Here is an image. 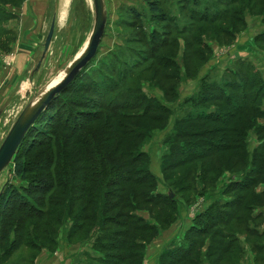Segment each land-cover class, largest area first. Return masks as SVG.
I'll return each instance as SVG.
<instances>
[{
    "label": "rangeland",
    "instance_id": "1",
    "mask_svg": "<svg viewBox=\"0 0 264 264\" xmlns=\"http://www.w3.org/2000/svg\"><path fill=\"white\" fill-rule=\"evenodd\" d=\"M156 1L158 17L151 16L142 0H101L103 31L95 55L81 69L80 77L70 84L74 90L60 94L56 108L47 111L46 118L34 128L38 133L26 137L27 141H34L35 148L22 159L31 161L34 154L43 149L36 143L48 139L54 127L65 118V109L94 115L100 111L104 116L106 112L98 110V104L105 105L110 101L108 106L111 107L134 100L137 108L132 113L139 118L130 124L133 123L135 131L142 134L141 141L145 145L141 150L148 158L146 169L157 189L170 197L167 188L176 193L178 179V183H182L180 187L193 184L196 191L176 193L178 200L185 201L179 210V218L163 211L162 206L139 208L137 215L147 221L156 220V225L161 228L158 236L144 246L142 257L119 264H165L164 255L169 257L176 247L188 244L183 241L188 232L186 227L194 223L204 225L203 218H195L205 213L212 203L213 210L219 213L218 220L222 218L224 225L220 221L207 235L196 239L190 258L182 264H264V251L257 249L264 243V0ZM2 7L10 10L5 8L3 11ZM28 12L40 16L39 40L42 45L51 22L54 28L39 67L36 69L35 60L22 76L20 85L24 84L26 94L22 109L62 77L67 65L85 47L94 23L92 0H0V51L5 66L12 64L14 55L6 45L16 40L23 24L30 23V18L23 23L26 19L21 17L22 13ZM228 85L236 90L239 87V90L235 92ZM93 89L97 94L100 91L104 99L93 95ZM214 89L219 90L221 97L216 96L218 98L198 107L191 103L206 95H219ZM242 92L250 97L257 94V102L240 105L238 97ZM228 100L234 103L233 107L227 106ZM69 103L76 106L69 107ZM236 105L238 111H234ZM57 108L60 114L54 117L55 121L50 120L48 116L54 115L53 110ZM210 111L214 115L207 120L194 119L196 114L187 115L188 112ZM215 120L219 121L213 122ZM77 121L89 125L81 118ZM122 123L126 127H112L111 135L133 129L128 122ZM101 125L96 122L93 127L100 128ZM232 130L236 133H231ZM206 145H211L209 152L213 146L220 148L205 155ZM27 146L22 145L23 153ZM221 148L226 149L220 152ZM180 151L182 158L198 152L204 154L188 159L174 172L165 171L180 158ZM145 163L138 167L144 168ZM34 177L35 174H28L23 180L15 178L11 162L0 173V197L3 198L0 264H34L37 259L38 253L24 245L5 260L12 243L11 226L17 217L11 215L15 201L8 203V199L5 200L8 192H17L37 206L44 200L46 205L48 195L41 198L21 191V187L25 188ZM152 191V188L146 190L147 193ZM194 195L197 198L191 200ZM231 201H237V205L224 208L227 203L230 207ZM63 206L60 209H64ZM254 217H258L257 220H251ZM164 219L174 221L166 228L161 226ZM118 221L123 223L126 219L119 218ZM71 224L65 217L63 238ZM173 227L176 234L179 233L176 241L170 237L175 230ZM248 228L262 237L249 235ZM60 240L63 244L58 248L47 249L45 246L42 250L63 254L64 264H77L86 260V255L99 260L105 258V254L95 250L93 242L82 234L69 241Z\"/></svg>",
    "mask_w": 264,
    "mask_h": 264
},
{
    "label": "trees",
    "instance_id": "2",
    "mask_svg": "<svg viewBox=\"0 0 264 264\" xmlns=\"http://www.w3.org/2000/svg\"><path fill=\"white\" fill-rule=\"evenodd\" d=\"M142 1L146 3L151 16H159L156 0ZM181 2L186 3L187 1L182 0ZM222 32L225 33L227 31L222 30ZM155 44L156 42H154ZM164 62L169 63L166 60ZM79 77L80 72L73 81ZM71 83L55 96L34 126L28 130L11 160L12 174L15 178L23 180L22 178L25 175L35 174L32 181L26 183L27 186L25 188L21 187V191L28 195H40L41 198L47 195L48 197L45 200V206L44 200L37 206L27 201L23 195L17 192H8L9 195H7L8 197L5 200L8 199V203L15 201L13 204H16V207L12 209L11 215L14 214L17 217L11 226L12 243L9 247V253H6L7 258L5 260L9 258V254L17 251L21 246L30 247L37 254L45 246L47 249L56 246V249L63 244L60 239L69 241L78 234H82L89 241H92L94 247L96 246L95 250L102 254L104 253L105 258L102 257L104 259L99 260V258L96 259L86 255V260H80L77 264H112L113 262L114 264H119L130 259L137 260L143 256L144 246L158 236V231L161 228L156 225V220L147 221L137 215L139 208L144 205L151 207L162 206L163 211L171 212L173 217L179 218V210L185 201L178 200L176 193L178 194L181 190L184 192L196 191L193 184L180 187L182 183H178V179H176V183L179 187L176 193L167 188L171 193L170 197L169 195H163L157 189L152 176L148 174L146 169L148 158L141 150L145 145L141 141L143 139L142 134L135 131L133 123L130 124V122L139 118L138 115L132 113L137 108L134 100L126 104H115L118 107L115 105L108 106L110 101L105 105L102 103L98 104V110L101 109V111L106 112L104 116L101 115L100 111H97L98 113L94 115V113L90 112L72 113L65 109V118L54 127L53 131L48 135V139L45 142L39 141V143H36L37 147L43 146V149L37 151L31 161H24L22 158H24L25 154L32 152L35 148L33 146L34 141H27L26 137L31 133H38V130L34 128L39 126L43 119L46 118L45 114L47 111L56 108L60 94L74 90L69 87ZM222 88H225V86ZM228 88L235 92L239 90V87L236 90L232 85H228ZM214 90L219 95H206L196 101H191V103L198 107V105L221 97L219 90ZM91 92L101 99L105 97L100 91L97 94L96 89ZM257 99V94L250 97L243 92L238 97L240 105H243V103L252 105L257 102ZM229 101L226 103L227 106L233 107L234 103L231 101V104ZM68 106L72 107L76 106V104L69 103ZM234 107L237 109L234 111H238L237 105ZM53 111L54 115L48 114L50 120L60 114V109L58 108ZM189 114H196L194 116L196 120H207L214 115L211 111L204 113L188 112L187 115ZM79 118L85 120L86 124L89 125H81L77 121ZM112 121L114 124H110ZM123 121L128 122L129 126L132 125L133 129L127 128L118 132L117 135H111L110 130L112 127L116 129L126 127L122 123ZM217 121L219 120L213 122ZM96 122L102 124L100 128L93 127ZM220 123L222 125L224 123L222 118ZM231 133L235 134L236 130H232ZM41 135L45 136L44 133ZM231 139L234 142V137ZM24 144L28 145V149L23 153L21 147ZM208 147H211V145H206L205 155L220 148L213 146L212 152H209ZM226 148L230 149V147ZM225 149L221 148L220 152ZM203 154V152H198L182 158L183 153L180 151L178 154L180 158L164 170L174 172L176 167L183 165L188 159L199 157ZM143 162H146L144 168L138 167ZM150 188L153 191L147 193L146 190ZM1 197L0 207L2 208L3 198ZM196 198L197 196L194 195L191 200ZM63 203L65 204L64 206L62 205ZM213 205L214 203L209 205L208 209H205V211L207 210L205 213L196 216L195 219L203 218L205 223L204 225L194 223L188 229L187 236L185 235L183 240L188 242L186 247L179 245L169 257L163 256L165 264H182L186 262L194 250V241L203 235H207L210 228L221 221L222 218L218 220L219 213L213 210ZM216 205L218 204L215 203ZM229 205L230 207H227V203L224 208L228 209L233 207V205H237V201L235 203L231 201ZM61 206L64 209H60ZM65 217L69 218L72 224L68 232L66 230L64 239L61 232L64 227ZM119 218L126 219V221L119 223ZM257 218L250 219L255 221ZM173 221L164 219L161 221V226L168 228ZM223 222L221 221L222 225H224ZM247 233L255 236V238L262 237V235H255L249 228ZM147 234L149 235L147 236ZM257 249L264 251V243H261ZM110 252H116V254H111ZM84 260L85 262H83Z\"/></svg>",
    "mask_w": 264,
    "mask_h": 264
},
{
    "label": "crops",
    "instance_id": "3",
    "mask_svg": "<svg viewBox=\"0 0 264 264\" xmlns=\"http://www.w3.org/2000/svg\"><path fill=\"white\" fill-rule=\"evenodd\" d=\"M5 8L2 7V9ZM6 9L10 10L8 8ZM21 17L26 19L23 23H26L28 18H30V23L23 24L24 26L17 33L16 40L6 45V49L12 51L14 54L10 66H5L1 58L3 56L1 54L3 53L0 51V141H2L6 131L22 109L20 108L21 103L24 95L26 96L24 94V84L20 85L22 83V76L28 71L31 65H34L35 60L37 62L39 61L42 53V44L39 40L41 33L40 16L36 12H28L22 13ZM191 226L192 224H189L186 230ZM176 232L177 230L175 228L170 234L171 239L175 241L177 240L176 236L179 234H176ZM62 258L63 254L61 253L50 254L46 250H42L38 253L34 264H64Z\"/></svg>",
    "mask_w": 264,
    "mask_h": 264
},
{
    "label": "water",
    "instance_id": "4",
    "mask_svg": "<svg viewBox=\"0 0 264 264\" xmlns=\"http://www.w3.org/2000/svg\"><path fill=\"white\" fill-rule=\"evenodd\" d=\"M94 10V23L91 34L84 50L75 57L66 67L62 77L46 87L41 94L25 108H23L0 143V173L11 162L14 153L30 128L34 126L40 115L47 109L57 94L62 92L79 74L88 62L94 57L103 31V17L101 0H92ZM53 22L50 23L43 41L42 53L37 62L36 69L43 59L53 33Z\"/></svg>",
    "mask_w": 264,
    "mask_h": 264
},
{
    "label": "bare ground",
    "instance_id": "5",
    "mask_svg": "<svg viewBox=\"0 0 264 264\" xmlns=\"http://www.w3.org/2000/svg\"><path fill=\"white\" fill-rule=\"evenodd\" d=\"M85 46H86V45H85ZM83 50H84V48H83ZM83 50H82V51H83ZM82 51H81V52H82ZM79 55H80V54H79ZM55 82H56V81H55Z\"/></svg>",
    "mask_w": 264,
    "mask_h": 264
}]
</instances>
